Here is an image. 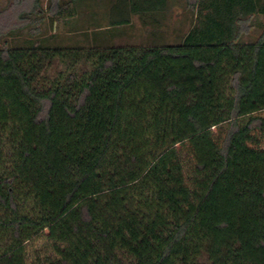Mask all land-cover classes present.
Returning a JSON list of instances; mask_svg holds the SVG:
<instances>
[{
    "label": "trees",
    "instance_id": "obj_1",
    "mask_svg": "<svg viewBox=\"0 0 264 264\" xmlns=\"http://www.w3.org/2000/svg\"><path fill=\"white\" fill-rule=\"evenodd\" d=\"M117 2L113 27L166 7ZM188 5L176 45L0 42V264H264V2Z\"/></svg>",
    "mask_w": 264,
    "mask_h": 264
},
{
    "label": "rangeland",
    "instance_id": "obj_2",
    "mask_svg": "<svg viewBox=\"0 0 264 264\" xmlns=\"http://www.w3.org/2000/svg\"><path fill=\"white\" fill-rule=\"evenodd\" d=\"M69 1L0 0V42L7 40L9 47L36 44L82 50L157 47L179 44L197 22L196 7L191 8L188 0H166L165 9L145 16L127 13L129 24L116 27L111 22L117 19L113 8L117 0H75L72 17L54 14L53 6L61 7ZM244 27L240 41H256L264 32V14L254 15ZM70 65V61L55 60L41 75V83L68 71ZM73 66L79 72L88 68L83 62Z\"/></svg>",
    "mask_w": 264,
    "mask_h": 264
}]
</instances>
